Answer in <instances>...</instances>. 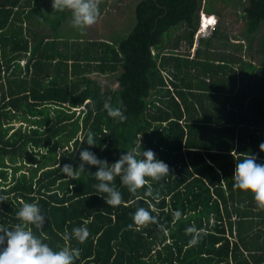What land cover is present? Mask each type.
Listing matches in <instances>:
<instances>
[{
	"label": "trees",
	"instance_id": "16d2710c",
	"mask_svg": "<svg viewBox=\"0 0 264 264\" xmlns=\"http://www.w3.org/2000/svg\"><path fill=\"white\" fill-rule=\"evenodd\" d=\"M204 1L140 0L130 32L101 41L66 37L71 11H54L52 0H0V224L13 228L22 204L37 202L47 223L31 230L57 250L79 248L75 264H264V208L233 187L239 159L264 163V0L235 14L244 39L233 42L220 20L194 50L200 12H218ZM217 43L225 49L216 52ZM114 74L116 89L94 77ZM106 100L122 104L127 120L110 117ZM89 131L96 146L86 143ZM86 148L110 164L152 149L170 174L147 178L136 194L117 176L123 200L109 206L99 181L79 169ZM64 164L76 179H65ZM148 187L158 202L144 195ZM138 205H153L167 231L129 229ZM192 225L195 246L185 231ZM79 226L89 229L86 241H66Z\"/></svg>",
	"mask_w": 264,
	"mask_h": 264
},
{
	"label": "clouds",
	"instance_id": "9594fccd",
	"mask_svg": "<svg viewBox=\"0 0 264 264\" xmlns=\"http://www.w3.org/2000/svg\"><path fill=\"white\" fill-rule=\"evenodd\" d=\"M52 8L54 11L70 10L72 25L80 31H84L88 26L95 24L101 15L98 0H52ZM202 15L211 17V20L214 21L208 31L201 24ZM200 16L197 34L203 38L208 33V38L218 26V19L215 14H207L204 10L200 12ZM104 109L113 119L127 120L126 110L122 104L113 106L110 100H106ZM95 135L93 131H89L87 134L86 143L90 147L96 146ZM260 149L264 151V143L260 144ZM80 159L79 169L86 171L90 177L99 181L94 187L97 194L102 196L109 206H119L123 200L122 192L114 183L117 176L120 177L121 184L126 186L130 193L136 194L139 189L149 183L147 178L159 181L170 174V166L159 159L152 149H143L142 153H138L136 149L126 151L121 154L116 162L110 164L106 159L99 158L95 152L86 148L80 152ZM209 163L212 162L209 161ZM86 165L97 166L98 170L93 174L90 170H86ZM76 169L72 164H64L62 172L66 174L65 179H76L78 175ZM234 181V188L250 191L259 207L264 208V163H258L257 157L252 154L239 159L234 173ZM101 194H106V196ZM144 195L157 202L160 198V193L154 192L151 187L147 188ZM3 199L0 196V201ZM155 212L156 208L153 205L148 208L138 205L135 212L132 213L133 223L129 224L128 228L133 229L137 226L156 224L159 230L166 232L167 225L159 223V217L153 215ZM16 215L20 222L15 224L13 228L0 224V264H75L80 256L79 248L66 245L57 250L45 243L41 236L36 235L31 230L32 227L43 230L47 223V217L42 213L37 202H24ZM173 217L179 221L182 212L175 211ZM185 231L191 236L189 245H197L201 239L200 230L192 225L187 227ZM88 236L89 229L79 226L73 228L70 233H66L64 239L66 241L76 239L83 243Z\"/></svg>",
	"mask_w": 264,
	"mask_h": 264
},
{
	"label": "rangeland",
	"instance_id": "374dc122",
	"mask_svg": "<svg viewBox=\"0 0 264 264\" xmlns=\"http://www.w3.org/2000/svg\"><path fill=\"white\" fill-rule=\"evenodd\" d=\"M105 1L108 2L105 4ZM139 1L140 0H98L101 15L99 16L95 24L88 26L84 31H80L72 25L71 15L69 20H67V22L62 26V32H64L65 36L68 38H75L77 36H80L85 39L89 38L92 40L101 41H115L119 38L125 37L133 28L135 22V8ZM205 1H207V3H209L211 7H215L218 12L222 13V16H220V13L217 12V25L221 20L223 28H227V35L233 40V42H238L237 40L244 39V37L241 35V31L246 26L245 20L239 19L238 21H236L235 14L240 15L244 12V9L249 4L248 0H228L227 3H224L223 0ZM46 32L49 33L48 30ZM180 32L181 30L174 31L172 34L173 39L176 35L180 34ZM261 35H264V28L260 33V36ZM207 36L208 33L206 34V37L203 38H207ZM199 38L200 37L197 34L195 38V44H198ZM247 43L248 42H245V44ZM168 48L170 49L172 48V46L169 45ZM216 48L218 49L216 52H218L220 49V51L225 49L221 47L220 44H218ZM228 49L232 53H234L237 58H241L245 61H251L255 57L253 56L255 52L249 53L245 48L243 50H234L233 48L228 47ZM183 50H186L185 45H183L180 49L181 52H183ZM94 77L100 80L106 86H110L115 89L118 88L116 74L105 76L95 75ZM20 125V123H17L16 128H18Z\"/></svg>",
	"mask_w": 264,
	"mask_h": 264
},
{
	"label": "built area",
	"instance_id": "2783aa9c",
	"mask_svg": "<svg viewBox=\"0 0 264 264\" xmlns=\"http://www.w3.org/2000/svg\"><path fill=\"white\" fill-rule=\"evenodd\" d=\"M201 24L203 25V28L204 29H207L206 31H208V29H210V27H212V25H213L212 22H211V17L208 18L206 15H202V22H201ZM197 45L198 44L196 43L194 50L196 49Z\"/></svg>",
	"mask_w": 264,
	"mask_h": 264
},
{
	"label": "bare ground",
	"instance_id": "6f19581e",
	"mask_svg": "<svg viewBox=\"0 0 264 264\" xmlns=\"http://www.w3.org/2000/svg\"><path fill=\"white\" fill-rule=\"evenodd\" d=\"M211 22H212V24L214 23V21H213V20H211Z\"/></svg>",
	"mask_w": 264,
	"mask_h": 264
},
{
	"label": "crops",
	"instance_id": "0c3cea01",
	"mask_svg": "<svg viewBox=\"0 0 264 264\" xmlns=\"http://www.w3.org/2000/svg\"><path fill=\"white\" fill-rule=\"evenodd\" d=\"M217 16V15H216Z\"/></svg>",
	"mask_w": 264,
	"mask_h": 264
}]
</instances>
